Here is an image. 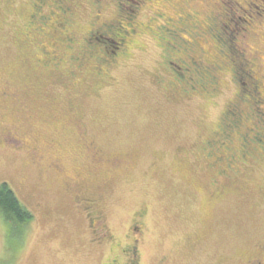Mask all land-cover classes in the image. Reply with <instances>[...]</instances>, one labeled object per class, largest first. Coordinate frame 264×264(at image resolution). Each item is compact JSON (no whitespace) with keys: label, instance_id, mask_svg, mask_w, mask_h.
I'll return each mask as SVG.
<instances>
[{"label":"rangeland","instance_id":"rangeland-1","mask_svg":"<svg viewBox=\"0 0 264 264\" xmlns=\"http://www.w3.org/2000/svg\"><path fill=\"white\" fill-rule=\"evenodd\" d=\"M105 1L115 5L119 0ZM202 1L191 0L183 7L196 6L201 18L219 5L218 0ZM223 1L228 20L220 19L228 31L224 40L231 55L237 54L231 42L241 32L236 42L247 57H257L264 82V0H236L241 12L231 0ZM133 2L140 4L134 22L152 28L165 21L147 10L149 5L159 12L173 11V17L177 12L175 1ZM83 7L73 11L77 33L92 21L90 7ZM30 14V0H0V183H7L23 206L40 201L63 207L72 199L64 189L68 183L105 179L102 186L108 189L106 205L118 242H123L128 224L138 219L143 223L138 264H243L249 245L264 228V164L220 177L208 171L201 151H190L201 138L215 136L221 122L222 128L233 124L221 136L238 135L240 118H235L232 104L226 107L237 94L231 72L219 74L210 96L200 91L186 98L171 89L169 99L157 81L164 77L160 64L170 35L163 33L160 40L145 30L132 35L128 58L112 71L103 67L111 78L96 75L88 67L91 62L80 70L69 63L45 67L38 59L46 45L27 25ZM107 36L115 46L113 36ZM240 80L246 87V80ZM244 99L236 100L244 111L242 130L255 120L264 123V103L252 113ZM14 129L21 140L13 135ZM8 130L12 137L6 135ZM84 140L101 148L104 160H127L128 168L110 172L89 164ZM51 142L52 149H46ZM34 145L39 146L38 158H33ZM55 159L63 164V173L47 167ZM213 178L218 185L211 183ZM37 222L21 252L17 250L22 247L13 243L16 231L0 219V264H62L60 255L69 264H107L113 255L108 245L101 246L100 254L99 249L86 255V248L74 251L70 236L47 231L52 218Z\"/></svg>","mask_w":264,"mask_h":264},{"label":"flooded vegetation","instance_id":"flooded-vegetation-1","mask_svg":"<svg viewBox=\"0 0 264 264\" xmlns=\"http://www.w3.org/2000/svg\"><path fill=\"white\" fill-rule=\"evenodd\" d=\"M167 1H175L174 11H177L175 17L169 15L173 11L164 13L159 12L156 6L146 7L147 10L149 8L154 10L156 16L165 21V24H157L152 28L134 22V13L140 4L138 2L131 4V0H119L115 5L105 0H30L31 14L27 25L35 30L36 39L46 45L38 61L45 67L51 66L56 69L62 66V63H69L70 67L72 65V68L77 70L83 69L91 62L94 64L89 65V69H93L96 75L108 79L111 76L102 70L103 67L107 68V71H112L117 63L130 56L129 45L133 41L132 35L140 34L144 30L153 31L161 40L162 34L166 33L170 35L171 40L163 44L164 54L160 68L164 77L159 76L157 87L161 91H166L163 94L167 98L171 99L173 90L178 96L186 98L191 94L198 95L196 93L200 91L202 95L210 96L216 91L214 86L217 84L219 74L227 70L231 72L237 84L236 100L244 97L249 111L256 113L258 104L264 103L263 75L259 70L257 57L251 53L247 57L243 46L237 44L236 38L239 39L241 32L234 36L235 42H231L237 51V54L231 55L229 46L224 40V37L228 36V31L223 29V21L220 19V17L225 20L228 18V5L223 0H218L219 5H216V10L207 9V13L200 18L201 13L196 6L191 10L183 7L191 0ZM231 3L237 6L239 12L244 11L238 1L231 0ZM85 5L90 7L92 21L84 32L77 33L73 29V11L75 7L84 8ZM110 7L116 10L113 9L112 16H107L105 11ZM123 10H126V15H122ZM107 34L113 36L112 42L115 46L111 44ZM241 78L249 82L247 88L242 85ZM244 94L251 95L252 99ZM236 100L229 101L226 107L232 104L235 118H240L238 135L221 136L220 133L223 131L221 122L215 136L203 137L190 148L192 153L195 150L201 151L208 171H215L220 177H228L245 168H254L259 163L264 164V123L255 120L252 121L251 126H243L245 130H242L244 111ZM225 114L226 111H223L220 121L224 120ZM12 132L21 140L20 132L15 129ZM10 133V130L6 131V135L12 137ZM17 137L15 140H18ZM53 145L54 142H51L45 147L52 149ZM83 146L87 151V161L91 165L103 166L105 171L110 172L128 168V161L125 159L104 160L100 156L101 148L93 141L84 140ZM38 149V145L32 147L33 158L37 157ZM47 167L63 173V164L60 160H50ZM211 180L213 185L219 184V180L215 178ZM102 182L107 183V180L95 182L92 178H86L82 179L80 184L68 183L64 189L72 199L64 203L67 206H47L46 202L40 201L32 205L26 204L27 206L24 207L31 214V218L25 223L16 220L7 223L9 229L16 231L13 240L15 248L22 247L17 251L25 250L30 231L35 225L37 227L39 219L45 217L54 221L47 226V231L49 233L59 231L63 236H70L74 251L86 248L82 250L86 255L87 251L95 252L99 249L100 254L101 246L108 245L113 255L108 259L107 264H138V245L143 239V223L138 219L128 224L123 242H118L112 231L106 205L105 196L108 189L102 186ZM110 182L108 180L109 184ZM75 236L77 241L74 239ZM58 260L62 264H69L61 255ZM242 261L243 264H264V228L256 234Z\"/></svg>","mask_w":264,"mask_h":264},{"label":"trees","instance_id":"trees-1","mask_svg":"<svg viewBox=\"0 0 264 264\" xmlns=\"http://www.w3.org/2000/svg\"><path fill=\"white\" fill-rule=\"evenodd\" d=\"M245 80V88H247L249 86V82L247 79ZM227 125L228 127L233 126L232 123H226V125L224 124L222 134H226L225 131L227 129ZM0 218L4 219L7 223L13 220L25 223L31 218L29 211L19 202L13 190L5 182L0 183Z\"/></svg>","mask_w":264,"mask_h":264}]
</instances>
